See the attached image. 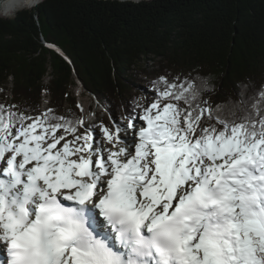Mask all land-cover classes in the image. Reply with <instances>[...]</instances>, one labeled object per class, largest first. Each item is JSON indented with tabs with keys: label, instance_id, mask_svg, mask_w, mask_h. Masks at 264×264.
Wrapping results in <instances>:
<instances>
[{
	"label": "snow or ice",
	"instance_id": "1",
	"mask_svg": "<svg viewBox=\"0 0 264 264\" xmlns=\"http://www.w3.org/2000/svg\"><path fill=\"white\" fill-rule=\"evenodd\" d=\"M151 83L107 149L82 118L0 104V264H264V85L222 111L198 75Z\"/></svg>",
	"mask_w": 264,
	"mask_h": 264
},
{
	"label": "trees",
	"instance_id": "2",
	"mask_svg": "<svg viewBox=\"0 0 264 264\" xmlns=\"http://www.w3.org/2000/svg\"><path fill=\"white\" fill-rule=\"evenodd\" d=\"M36 3L0 15L16 13L0 17V84H13L11 101L8 89H0V104L29 115L44 112L46 93L47 109L82 118L69 90L76 76L105 109L90 126L109 128L142 112L137 79L153 89L159 75L181 81L198 75L212 89L203 99L222 111L239 99L240 84L250 90L264 85V0Z\"/></svg>",
	"mask_w": 264,
	"mask_h": 264
},
{
	"label": "rangeland",
	"instance_id": "3",
	"mask_svg": "<svg viewBox=\"0 0 264 264\" xmlns=\"http://www.w3.org/2000/svg\"><path fill=\"white\" fill-rule=\"evenodd\" d=\"M15 14L13 13L12 15H15ZM153 61H154V57H150V59H149L150 64L153 63ZM142 77L140 76V79ZM143 80L147 81L146 79H143ZM45 81L47 83L48 79L46 78ZM76 82H77V84L72 85L69 90L77 98L80 109L82 111V118H83V116L85 117V118H83L84 127H91L90 125H91L92 121L93 120L96 121V116H95L94 112L95 111L97 112V117H98L97 120H99V118L101 119V117H103V111H105V109L100 104H98V102L96 101L93 94H90L89 92L86 91V89L84 88V86L82 84L83 81L80 78H78L77 76H76ZM135 83H136L137 89L139 90V93H140L138 104H139V107L142 108L143 106H146L154 98L153 89H151V87L148 86L147 82L140 81L139 79H137L135 81ZM3 87H6L8 89L6 93H8L9 96H7L6 98L8 99V101H11V99H12L11 88L13 87L12 80L8 79V80L3 81L0 84V89H2ZM49 99H50V97L47 96L46 93H43V101L41 103V109L42 110L47 109L48 103L50 101ZM125 120L126 119L122 120V124H121L122 128H120L121 131L119 133V137H120V140L122 142L124 139L129 140V141H127V143L123 142V145L127 146V145L132 143V130L127 129V126H125V124H127V122ZM109 121H110V119H109ZM110 125H111L110 129L112 131H115L116 129L113 128V122H111ZM102 126L103 125H99L98 127H94L96 130L94 135H95V139H96V136L99 139V140L97 139L96 142H98V143L102 142L103 146L107 149L109 147H112V145H110L109 142L106 140V138L103 136L102 131H101ZM105 127H109V126H105ZM81 131H83V128L81 129ZM113 150H115V149L113 148Z\"/></svg>",
	"mask_w": 264,
	"mask_h": 264
},
{
	"label": "bare ground",
	"instance_id": "4",
	"mask_svg": "<svg viewBox=\"0 0 264 264\" xmlns=\"http://www.w3.org/2000/svg\"><path fill=\"white\" fill-rule=\"evenodd\" d=\"M38 0H0V15L3 14H7L13 10H15V8L19 7V6H23V5H28L31 6L34 3H36ZM42 1V0H41ZM40 3V1H39ZM37 4V3H36ZM35 4V5H36ZM34 5V6H35ZM33 7V6H32ZM31 8V7H30ZM98 139V137L96 136V140ZM99 140V139H98ZM129 141L128 139H124L123 142ZM129 143V142H128Z\"/></svg>",
	"mask_w": 264,
	"mask_h": 264
},
{
	"label": "water",
	"instance_id": "5",
	"mask_svg": "<svg viewBox=\"0 0 264 264\" xmlns=\"http://www.w3.org/2000/svg\"><path fill=\"white\" fill-rule=\"evenodd\" d=\"M42 1H44V0H42ZM133 1H140V0H133ZM40 2H41V1H40ZM38 3H39V2H38ZM38 3H37V4H38ZM37 4H36V5H37ZM36 5H35V6H36ZM33 7H34V6H33ZM33 7H31V8H33ZM11 16H12V15H11ZM0 17L6 18L7 16H0ZM68 58H69V57H68ZM81 83H82V82H81ZM82 84H83V83H82Z\"/></svg>",
	"mask_w": 264,
	"mask_h": 264
}]
</instances>
